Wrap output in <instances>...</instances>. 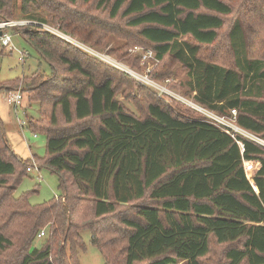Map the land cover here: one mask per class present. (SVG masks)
Masks as SVG:
<instances>
[{"label":"trees","instance_id":"1","mask_svg":"<svg viewBox=\"0 0 264 264\" xmlns=\"http://www.w3.org/2000/svg\"><path fill=\"white\" fill-rule=\"evenodd\" d=\"M236 1L99 0L98 7L111 6L112 19L140 30L159 61L180 62L201 108L226 118L236 110L238 128L264 142V0H243L238 11ZM17 7L18 0H0V21H14ZM28 7L54 13L49 0H22L21 13ZM230 16L233 67L208 62L200 48L217 43ZM20 36L51 68L36 72L25 92L49 119L41 170L59 177L61 196L40 205L28 194L0 198L4 264H81L84 231L105 264H202L212 242L228 246V264H264V145L158 100L138 118L95 59L42 26ZM253 161L260 167L249 179L244 164ZM27 167L0 120V189L14 177L18 187Z\"/></svg>","mask_w":264,"mask_h":264},{"label":"rangeland","instance_id":"2","mask_svg":"<svg viewBox=\"0 0 264 264\" xmlns=\"http://www.w3.org/2000/svg\"><path fill=\"white\" fill-rule=\"evenodd\" d=\"M21 1L18 0V7L12 20L27 22L26 29L32 26L41 27L42 24L43 31L57 36L74 50L88 55L105 66L107 69L103 67L100 69L108 76L115 78L117 100L128 113L143 118L147 105L158 100L176 113L184 114L188 111L189 116L193 118L200 116L199 108L201 107L194 101L195 94L187 87L188 76L183 65L171 56L162 62L159 61L153 47L140 37V30L128 27L127 20L121 16L115 19L110 17L111 6L99 8V0L89 2L78 0L75 4L70 0H49L53 3L54 13L45 9L28 7L30 13L22 14ZM242 2L243 0H237L231 5L235 11H238ZM225 20L227 25L220 31L217 43L200 48L203 58L208 62L216 63L221 60L227 66L233 67V55L227 47V36L234 17L230 16ZM26 29L18 32L21 35ZM13 34V43L17 51L11 52L0 44V54H2L0 120L10 149L22 160L31 161V168H23L25 177L18 187L15 186L18 177L5 179L8 185L1 187L0 198L6 197V194L12 196L14 192L16 198H23L28 194L30 204L40 205L58 198L61 196V191L59 177L49 169L41 170L43 158L46 157L48 139L47 135L41 132L48 126L49 119L42 115L39 104L35 103L34 94L31 93L29 98L25 91L32 85L30 80L36 72L44 71L50 75L51 68L20 35ZM148 51L153 53V58H144ZM19 52L28 54L24 64L19 62ZM40 80L48 81L47 78ZM15 91H21L24 95L18 117L14 108L6 102V96ZM18 119L24 120L28 129H20ZM34 134L38 137L35 138ZM261 142L264 145V142ZM39 160H42L41 163L38 162ZM253 163L257 171L258 162L253 161ZM34 166H37L40 171L33 169ZM21 170L22 168L19 172ZM255 172H251L249 177ZM0 204L1 208L5 207L3 202L0 201ZM2 213L0 223L5 224L6 208ZM46 236L42 239L37 237L34 247L40 249L46 241ZM82 236L86 250L80 254V263L105 264L104 257L91 244L90 233L84 231ZM227 249V245L212 242L210 254L202 260V264H228ZM5 259L6 255L0 257V264H4Z\"/></svg>","mask_w":264,"mask_h":264},{"label":"built area","instance_id":"3","mask_svg":"<svg viewBox=\"0 0 264 264\" xmlns=\"http://www.w3.org/2000/svg\"><path fill=\"white\" fill-rule=\"evenodd\" d=\"M27 22L24 21H0V44L3 48L13 52V51H17L13 40H14V34L12 32L13 29L18 28V27H24L27 26ZM31 24V23H30ZM42 26V25H41ZM17 35H20V33H16ZM19 62L24 64L26 57L28 56L27 53L24 52H19ZM154 55L152 52L148 51L146 52L144 58L145 59H151L153 58ZM24 100V95L21 91H15V92H10L7 96H6V102L11 105L14 108V111L18 117L19 115V111L22 107V102ZM200 109V113L203 114L211 124L223 129L225 132H227L228 134H230L233 138H235L236 135H241L246 138L252 139L260 144H262V142L255 138L254 136H252L251 134L241 130L240 128H238L236 126V118H237V112L236 110H232L231 111V116L226 118V117H220L217 116L216 114H214L213 112H210L206 109L203 108H199ZM18 124L20 126V129H25L27 127V123L23 120L21 121L20 119H18ZM232 131H234V133H231ZM34 137H38V135L34 134ZM241 148L243 149V145L240 143ZM254 163L253 162H245L244 167H245V172L248 174V178L249 174L251 172H255V168H254ZM260 167V164L258 163V169ZM33 169L37 170L38 172L40 171L38 169L37 166L32 167ZM257 172V171H256ZM46 236V231L42 230L39 235H38V239H42Z\"/></svg>","mask_w":264,"mask_h":264},{"label":"crops","instance_id":"4","mask_svg":"<svg viewBox=\"0 0 264 264\" xmlns=\"http://www.w3.org/2000/svg\"><path fill=\"white\" fill-rule=\"evenodd\" d=\"M258 170H259V169H258ZM258 170H257V171H258ZM255 173H256V172H255ZM251 177H252V176H251ZM251 177H250V178H251Z\"/></svg>","mask_w":264,"mask_h":264}]
</instances>
